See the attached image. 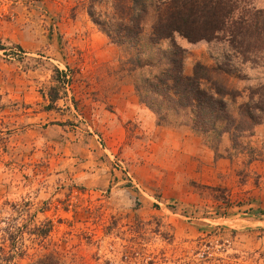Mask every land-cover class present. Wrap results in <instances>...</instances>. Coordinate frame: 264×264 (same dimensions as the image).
Wrapping results in <instances>:
<instances>
[{"label":"rangeland","instance_id":"374dc122","mask_svg":"<svg viewBox=\"0 0 264 264\" xmlns=\"http://www.w3.org/2000/svg\"><path fill=\"white\" fill-rule=\"evenodd\" d=\"M234 1L235 21L262 24L264 0ZM89 3L0 0V234H47L24 244L62 264H264V118L239 120L264 109L257 35L244 54L175 36L182 74L199 62L227 91L220 134L198 133L141 102Z\"/></svg>","mask_w":264,"mask_h":264},{"label":"trees","instance_id":"16d2710c","mask_svg":"<svg viewBox=\"0 0 264 264\" xmlns=\"http://www.w3.org/2000/svg\"><path fill=\"white\" fill-rule=\"evenodd\" d=\"M87 13L112 41L129 53L140 76L136 89L140 100L157 116L158 121L171 125H185L198 133L220 134L217 124L230 118L224 99L227 94L211 81L212 70L197 62L192 74H182L184 50L174 40L180 36L187 41L221 39L220 34L234 42V49L247 52L248 46L236 42L244 34H256L254 48L264 52V21L257 23L255 11L250 20L235 21L234 0H89ZM107 3L102 10V3ZM243 17V16H242ZM264 20V19H263ZM223 37V38H224ZM167 41L169 45L162 49ZM123 60V59H122ZM149 75L144 76V68ZM62 74V72H60ZM69 79V77H68ZM70 80V79H69ZM203 81H206L203 86ZM67 85L66 79L62 84ZM239 120L249 129L264 118V109L244 108ZM259 111V112H258ZM25 234L44 241V233L0 234V264H62L54 253L38 255L25 246ZM31 237V238H32ZM39 241V240H38ZM25 261V262H24Z\"/></svg>","mask_w":264,"mask_h":264}]
</instances>
